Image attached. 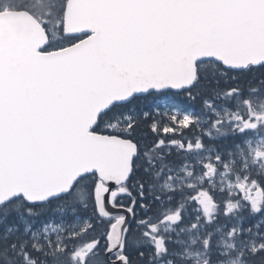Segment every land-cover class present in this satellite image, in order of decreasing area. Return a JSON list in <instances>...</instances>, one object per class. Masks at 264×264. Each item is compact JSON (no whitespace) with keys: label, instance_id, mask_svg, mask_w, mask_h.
Returning a JSON list of instances; mask_svg holds the SVG:
<instances>
[{"label":"snow or ice","instance_id":"6c2138e0","mask_svg":"<svg viewBox=\"0 0 264 264\" xmlns=\"http://www.w3.org/2000/svg\"><path fill=\"white\" fill-rule=\"evenodd\" d=\"M0 264H264V0H0Z\"/></svg>","mask_w":264,"mask_h":264}]
</instances>
